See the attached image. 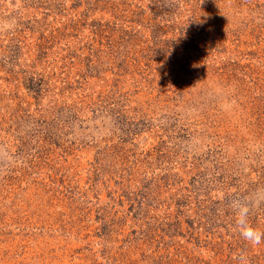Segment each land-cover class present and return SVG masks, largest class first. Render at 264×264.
Segmentation results:
<instances>
[{
	"label": "rangeland",
	"instance_id": "rangeland-1",
	"mask_svg": "<svg viewBox=\"0 0 264 264\" xmlns=\"http://www.w3.org/2000/svg\"><path fill=\"white\" fill-rule=\"evenodd\" d=\"M264 0H0V264H264Z\"/></svg>",
	"mask_w": 264,
	"mask_h": 264
},
{
	"label": "clouds",
	"instance_id": "clouds-1",
	"mask_svg": "<svg viewBox=\"0 0 264 264\" xmlns=\"http://www.w3.org/2000/svg\"><path fill=\"white\" fill-rule=\"evenodd\" d=\"M233 209L236 213V226L242 238L254 246L260 244L264 240V232L248 223L249 208L237 201L234 202Z\"/></svg>",
	"mask_w": 264,
	"mask_h": 264
}]
</instances>
